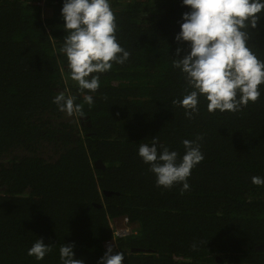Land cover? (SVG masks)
Wrapping results in <instances>:
<instances>
[{"label":"trees","instance_id":"16d2710c","mask_svg":"<svg viewBox=\"0 0 264 264\" xmlns=\"http://www.w3.org/2000/svg\"><path fill=\"white\" fill-rule=\"evenodd\" d=\"M62 4L0 0V264H60L63 244L97 264L119 218L140 232L116 240L122 264H264L254 251L264 245V186L251 183L264 176V85L239 112L210 113L201 98L187 119L173 104L187 86L172 59L187 48L174 37L189 9L182 0H111L130 56L101 74L90 107L59 51ZM249 46L264 60V20ZM60 92L76 96L82 113L58 111ZM155 136L181 156L183 140L202 137L188 191L157 187L137 156ZM36 239L52 247L40 261L27 255Z\"/></svg>","mask_w":264,"mask_h":264},{"label":"clouds","instance_id":"9594fccd","mask_svg":"<svg viewBox=\"0 0 264 264\" xmlns=\"http://www.w3.org/2000/svg\"><path fill=\"white\" fill-rule=\"evenodd\" d=\"M182 6L189 11L182 14L174 39L187 48H176L177 58L172 59V67L179 70L187 87L186 94L173 104L181 107L191 120L199 113L201 98L210 113H236L255 103L262 95L264 60L252 50L249 41L253 34H258L264 20V0H182ZM60 16L67 35L59 51L66 58L69 78L76 82L83 103L91 107L93 94L101 86V74L112 70L114 64H125L130 53L117 40L111 0H63ZM76 99L60 92L52 103L58 111L72 116L82 113L83 104L76 103ZM201 139L183 140L181 156L155 136L149 142L138 143L137 156L148 165L157 187L169 189L180 185L181 191H188L191 171L204 159L198 142ZM251 183L264 186V176H253ZM137 233L139 237L140 232ZM113 240L108 242L113 247L104 246L106 251L97 264H122L125 260L123 252L113 253L118 238ZM192 247L195 249L196 244ZM51 250L49 244L36 239L27 255L40 261ZM73 257V244L59 248L60 264H84Z\"/></svg>","mask_w":264,"mask_h":264},{"label":"rangeland","instance_id":"374dc122","mask_svg":"<svg viewBox=\"0 0 264 264\" xmlns=\"http://www.w3.org/2000/svg\"><path fill=\"white\" fill-rule=\"evenodd\" d=\"M131 225H129L124 219H114L111 221V228L116 238H122L128 234L127 229L131 230ZM132 232V231H130ZM132 235V233H131ZM106 248L113 247V243H108L105 245Z\"/></svg>","mask_w":264,"mask_h":264},{"label":"water","instance_id":"95a60500","mask_svg":"<svg viewBox=\"0 0 264 264\" xmlns=\"http://www.w3.org/2000/svg\"><path fill=\"white\" fill-rule=\"evenodd\" d=\"M81 119H84V118H81ZM98 163V162H97ZM100 164V162H99ZM102 167V166H101ZM106 195H109V193H107ZM255 252H258V251H264V245H261V246H257L255 247ZM135 251H139V250H135ZM219 260V259H218Z\"/></svg>","mask_w":264,"mask_h":264},{"label":"built area","instance_id":"2783aa9c","mask_svg":"<svg viewBox=\"0 0 264 264\" xmlns=\"http://www.w3.org/2000/svg\"><path fill=\"white\" fill-rule=\"evenodd\" d=\"M124 220L128 223V220L126 219V218H124ZM127 231H128V233L131 231L130 229H127ZM114 236H116L115 234H114ZM116 238V237H115ZM115 238H114V240L113 241H115Z\"/></svg>","mask_w":264,"mask_h":264},{"label":"flooded vegetation","instance_id":"af4514ba","mask_svg":"<svg viewBox=\"0 0 264 264\" xmlns=\"http://www.w3.org/2000/svg\"><path fill=\"white\" fill-rule=\"evenodd\" d=\"M138 236V233L135 232V233H132V237L136 238Z\"/></svg>","mask_w":264,"mask_h":264}]
</instances>
